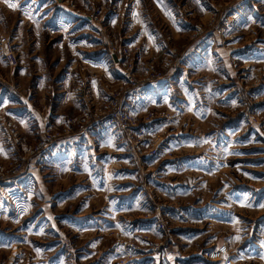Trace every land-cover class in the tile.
I'll return each instance as SVG.
<instances>
[{
	"label": "rangeland",
	"instance_id": "1",
	"mask_svg": "<svg viewBox=\"0 0 264 264\" xmlns=\"http://www.w3.org/2000/svg\"><path fill=\"white\" fill-rule=\"evenodd\" d=\"M231 1L208 0L210 15L192 25L202 32L190 31L186 40L196 43L214 28L228 33L208 39L212 47L221 48L233 80L227 76L205 86L198 81L174 85L171 98L180 108L173 110L168 101L144 111L156 119L150 127V144L159 150L156 158L138 159L128 149L127 154L110 151L95 158L84 149L67 176L59 169L39 168L37 183L45 187L36 186L31 214L0 220V236L9 231L8 239L16 245L12 251H0V264H264V0ZM70 2L87 14L95 13L100 36L92 24L70 30L71 21L57 20L65 14L63 3ZM87 2L94 9H84V0H0V79L17 89L20 105L25 98L42 115L47 116L48 107L56 111L62 89L58 83L67 72L78 74L82 96L89 101L88 81L97 73L81 64L91 55L83 44L86 39L96 44L91 51L100 55L111 48L127 50V67L136 80L154 75L147 73L152 66L166 81L181 53L172 37H166L169 57L157 62L145 56L139 44H127L131 30L118 35L105 28L108 7L103 0ZM231 7L234 10L227 12ZM81 52L89 55L82 57ZM10 55L15 63L9 64ZM116 80H101V87L119 90ZM228 93L240 99L237 108L216 102ZM43 95L45 103L40 102ZM87 107L106 112L109 104L105 99L86 107L80 103L64 113L76 117ZM16 128L20 154L28 157L25 146L38 143L39 136H26ZM58 129L68 130L63 125ZM102 158L109 163L110 196L107 189L96 191L90 177L93 160ZM10 165L14 162L0 158V166ZM5 170L0 169V178ZM44 189L46 201L40 197ZM66 191V198L73 199L57 210L51 196ZM97 226H104L106 233L95 231ZM131 241L146 250L130 251L125 244ZM23 243L32 248L23 250ZM217 251L220 258L210 260L208 254Z\"/></svg>",
	"mask_w": 264,
	"mask_h": 264
},
{
	"label": "crops",
	"instance_id": "2",
	"mask_svg": "<svg viewBox=\"0 0 264 264\" xmlns=\"http://www.w3.org/2000/svg\"><path fill=\"white\" fill-rule=\"evenodd\" d=\"M53 1L58 3L61 2V0ZM103 2L108 7V13L104 23L105 28L114 30L118 35H120L123 30H131L132 32L129 36V40H126L127 44H139L142 52L148 58L154 59L157 62H162L165 58L169 57L170 46L166 41V37L168 36L173 39L172 45H175L181 51L178 62L174 63L169 69L166 81L162 80L163 83L160 81L153 85L137 89L125 98L124 104L133 107V111L136 114L144 113V111L151 107H161L164 102L167 103L168 101L173 110L180 108L181 106H175L173 104L174 102L171 98L174 93L171 87L174 85H181L185 82L190 84L198 81V85L201 84L205 86L217 81L219 78H226L227 76H229L227 78L233 80L235 74L227 68L226 57L218 51L221 48L212 47L214 43L209 40L210 37L218 36L220 32H222V35L219 34V36H224V30L218 31L219 29L216 28L209 30L205 32L206 34L204 33L205 35L203 34L196 43H189V41L186 40L192 29V25L199 20L202 21V19H207V15H210L207 6L208 0H103ZM63 6L65 14L61 15L60 13L56 18L61 22L71 21L72 27L70 30L84 23L86 26L92 24V28H94L97 36L102 34L101 30L97 28L98 25L83 21L64 3ZM231 8L232 9L227 10V12L234 10L233 7ZM231 14L232 13L229 14L230 17L232 16ZM227 35L229 34L225 33V36ZM81 36L83 37L84 35ZM90 40L91 39L83 40V44L87 47V52L91 55L96 54L97 52L93 53L94 51H91L92 49L95 50L91 48V46L96 47V44H92L93 41ZM186 43H189V45ZM179 46L184 48L182 49ZM99 47L100 46H98V48ZM99 53L100 52L94 56H88V53H82V57L88 56L82 61V67L92 73H97L96 76L90 78L87 85L90 94L88 98L91 102L88 100L86 101V97L82 96L84 93L82 94V89L79 88L78 85V74L76 75V72H67L61 78L60 83H58L59 86L62 87V89L57 92L60 108L53 112L51 107H48L44 112L51 122L62 125L67 116L64 112L67 109V113L70 110H75V106L80 103L86 107L89 103L94 105L103 102L104 96L101 82L103 80L109 82L114 81L119 74V67L116 65L115 61L107 56V53L105 56ZM71 68L73 67L71 66ZM222 68L226 69L225 73L220 70ZM197 75L203 76H199L197 80L192 79ZM43 77L44 76L40 77V79H43ZM18 93L17 89L11 84L0 79V129L4 128L6 120H11L24 135H38L43 127L41 122L42 114L39 110H36L29 99L26 101L25 98H23V103L20 105V100L16 97L19 95ZM44 94H47V90H45ZM228 94L217 97L215 99L216 102H218V105L227 104L231 110L235 107L237 108L240 99L235 97L234 94L232 95V93ZM40 98V102L45 103L46 97L43 95ZM72 114L73 113H70V115ZM102 129L103 128L95 129V131L85 135H74L72 137L63 138L57 141L48 151L32 159L27 164L25 174L22 177L23 198L17 206L0 204V220H18L25 214H31L30 209L36 198V186L39 188L45 187L44 184L38 186L37 183L36 173H38L39 168L44 166H47V168L52 167L54 169H59L62 171L63 175L67 176L69 173L68 171H70V173L73 172L71 169L72 166L78 163V153L81 150L87 149V152L89 154L92 153L90 155L94 154L95 158H99L100 155L110 151L127 154V149L123 140L116 138L110 131ZM229 129H233V127L230 126ZM104 131L106 132L104 133ZM7 150L4 140L0 137L1 159L7 158ZM106 160L105 158L93 160L94 164L91 163L92 165H90V168H93L91 173L92 176L90 177L93 178V182L98 186L96 191L100 192L107 189L106 193L110 196L109 163L106 162ZM96 172L98 173L97 175H95ZM97 177L98 180L96 179ZM100 184L102 185L99 186ZM67 191L64 192V194L59 192L58 194H60V196L57 198L51 196V200L55 204L57 210H62V208L73 199L72 196L71 198H66ZM40 193V197L46 201L47 195L45 189ZM118 193L117 191L115 194L118 195ZM104 207L105 205L103 208ZM108 212L110 213L109 209ZM52 216L54 217V214ZM72 229L75 231L77 230V228ZM94 230L99 231L103 235L106 233L104 226H97ZM7 232H4V237L0 236V251H12L13 248H16L12 240L13 238H11V240L8 239L9 236ZM27 248L30 249L32 247L23 243V250H27Z\"/></svg>",
	"mask_w": 264,
	"mask_h": 264
},
{
	"label": "built area",
	"instance_id": "3",
	"mask_svg": "<svg viewBox=\"0 0 264 264\" xmlns=\"http://www.w3.org/2000/svg\"><path fill=\"white\" fill-rule=\"evenodd\" d=\"M86 1L87 5L83 8L87 11L94 9V7L89 6V2ZM241 0H232V3L239 2ZM68 7L73 11V13L81 18L83 21L88 23H95L94 15L87 14L83 10L76 8L75 5L70 2ZM97 10L96 12H98ZM191 32L198 35L202 32L198 25L192 26ZM107 56L120 68V75L118 74L116 82L121 84L119 90H106L102 88L103 96L106 103L109 104L106 112L92 111V108L87 107L84 113L76 117H66L64 123L62 124L68 130L62 133L58 129V124L49 121L47 116H41L42 129L38 133L39 142L35 145H26L25 149L31 154L28 156L38 157L48 151L57 141L72 137L74 135H85L94 129H105L113 133V135L123 140V143L130 151V153L138 159L146 158H156L159 155V150L156 147H152L150 144V136L153 129H150L151 123L156 119L152 116L148 117V113L136 114L133 111V107L125 105V98L133 91L150 86L157 81L162 80L165 76L161 73L156 72V68L150 66V70L147 71L153 73L154 75L147 76L145 79L138 81L133 76H131L130 66L127 67V61H129V54L127 50H122L120 48L109 49L107 51ZM139 57V56H137ZM9 60V64L15 63V58L10 55L6 56ZM179 60V58H178ZM113 83V81H112ZM231 90H235L231 88ZM87 97V95H85ZM138 116H141V122L138 121ZM73 127V128H71ZM74 129V130H72ZM16 125L13 121L9 120L4 123V128L0 129L2 139L7 147L8 156L5 161H13L14 165L10 166H0L3 172L8 168H17L15 171L5 173L0 178V204L17 206L20 200L23 198V180L22 177L26 171V163L28 164V157H24L19 151V134L17 132ZM185 218V217H184ZM120 243V241L118 242ZM127 249L130 251H145L146 249H140L143 247L140 243L128 242L125 244ZM148 247V246H147ZM156 249V247L154 248ZM148 252V250L146 251ZM220 252H211L208 254L210 260H218L220 258Z\"/></svg>",
	"mask_w": 264,
	"mask_h": 264
},
{
	"label": "snow or ice",
	"instance_id": "4",
	"mask_svg": "<svg viewBox=\"0 0 264 264\" xmlns=\"http://www.w3.org/2000/svg\"><path fill=\"white\" fill-rule=\"evenodd\" d=\"M9 6L12 7V8H16L17 7V5L15 3H10ZM261 207H264V205H261Z\"/></svg>",
	"mask_w": 264,
	"mask_h": 264
}]
</instances>
